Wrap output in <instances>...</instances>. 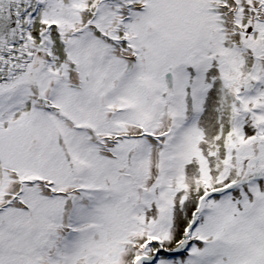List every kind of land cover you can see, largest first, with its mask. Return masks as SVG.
Wrapping results in <instances>:
<instances>
[{"label": "snow or ice", "instance_id": "obj_1", "mask_svg": "<svg viewBox=\"0 0 264 264\" xmlns=\"http://www.w3.org/2000/svg\"><path fill=\"white\" fill-rule=\"evenodd\" d=\"M0 264H264V0H0Z\"/></svg>", "mask_w": 264, "mask_h": 264}]
</instances>
